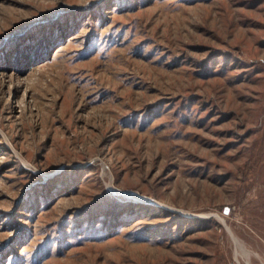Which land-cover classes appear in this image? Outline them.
Masks as SVG:
<instances>
[{"label":"rangeland","instance_id":"rangeland-1","mask_svg":"<svg viewBox=\"0 0 264 264\" xmlns=\"http://www.w3.org/2000/svg\"><path fill=\"white\" fill-rule=\"evenodd\" d=\"M0 264H264V0H0Z\"/></svg>","mask_w":264,"mask_h":264},{"label":"bare ground","instance_id":"bare-ground-1","mask_svg":"<svg viewBox=\"0 0 264 264\" xmlns=\"http://www.w3.org/2000/svg\"><path fill=\"white\" fill-rule=\"evenodd\" d=\"M3 130V129H2Z\"/></svg>","mask_w":264,"mask_h":264}]
</instances>
